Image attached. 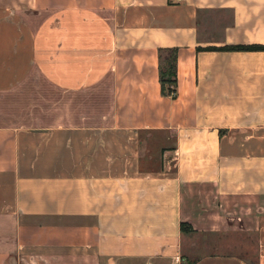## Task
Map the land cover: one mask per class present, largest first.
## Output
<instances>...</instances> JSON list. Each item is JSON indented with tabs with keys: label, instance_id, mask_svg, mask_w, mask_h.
I'll return each mask as SVG.
<instances>
[{
	"label": "crops",
	"instance_id": "crops-1",
	"mask_svg": "<svg viewBox=\"0 0 264 264\" xmlns=\"http://www.w3.org/2000/svg\"><path fill=\"white\" fill-rule=\"evenodd\" d=\"M235 45L264 0H0V95L56 94L0 123V264H264V52L198 51Z\"/></svg>",
	"mask_w": 264,
	"mask_h": 264
},
{
	"label": "rangeland",
	"instance_id": "rangeland-1",
	"mask_svg": "<svg viewBox=\"0 0 264 264\" xmlns=\"http://www.w3.org/2000/svg\"><path fill=\"white\" fill-rule=\"evenodd\" d=\"M56 94L54 89L45 83H42L38 78H33L29 82L17 88L15 91L0 95V123L4 121H13L16 118L20 123L34 124L38 126L40 124V115L42 119L47 115V121L51 122L54 115L52 103L49 100H55ZM39 108L43 112L39 113ZM47 114H46V113ZM18 117L20 119H18ZM45 122V121H44ZM187 234V232H185ZM197 236V235H196ZM191 236L190 243L200 244L204 242L202 236ZM207 238V237H205ZM224 243H232L236 249L233 248L240 256L250 259L252 264H255L257 255L254 254V249L257 246V241L251 236H223ZM188 241V240H187ZM222 241V240H221ZM188 243V242H186ZM197 253L201 254L200 247H196Z\"/></svg>",
	"mask_w": 264,
	"mask_h": 264
},
{
	"label": "trees",
	"instance_id": "trees-1",
	"mask_svg": "<svg viewBox=\"0 0 264 264\" xmlns=\"http://www.w3.org/2000/svg\"><path fill=\"white\" fill-rule=\"evenodd\" d=\"M198 51L264 52V45H235L222 48H198ZM161 95L176 98L177 49L158 50ZM190 227L181 224V232H190Z\"/></svg>",
	"mask_w": 264,
	"mask_h": 264
},
{
	"label": "built area",
	"instance_id": "built-area-1",
	"mask_svg": "<svg viewBox=\"0 0 264 264\" xmlns=\"http://www.w3.org/2000/svg\"><path fill=\"white\" fill-rule=\"evenodd\" d=\"M175 1H180V0H175Z\"/></svg>",
	"mask_w": 264,
	"mask_h": 264
}]
</instances>
